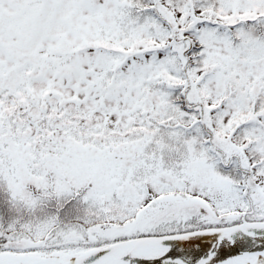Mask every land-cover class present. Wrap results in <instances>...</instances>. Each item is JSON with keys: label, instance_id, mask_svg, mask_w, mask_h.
Listing matches in <instances>:
<instances>
[{"label": "snow or ice", "instance_id": "1", "mask_svg": "<svg viewBox=\"0 0 264 264\" xmlns=\"http://www.w3.org/2000/svg\"><path fill=\"white\" fill-rule=\"evenodd\" d=\"M0 264H264V0H0Z\"/></svg>", "mask_w": 264, "mask_h": 264}]
</instances>
